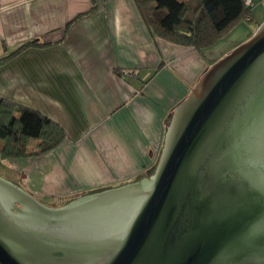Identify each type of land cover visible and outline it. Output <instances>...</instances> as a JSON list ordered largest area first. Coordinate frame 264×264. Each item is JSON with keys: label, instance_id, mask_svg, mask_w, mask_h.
<instances>
[{"label": "water", "instance_id": "obj_1", "mask_svg": "<svg viewBox=\"0 0 264 264\" xmlns=\"http://www.w3.org/2000/svg\"><path fill=\"white\" fill-rule=\"evenodd\" d=\"M166 126L150 175L59 207L0 175V264H264V21Z\"/></svg>", "mask_w": 264, "mask_h": 264}, {"label": "crops", "instance_id": "obj_2", "mask_svg": "<svg viewBox=\"0 0 264 264\" xmlns=\"http://www.w3.org/2000/svg\"><path fill=\"white\" fill-rule=\"evenodd\" d=\"M263 21L264 0H254L246 35L199 50L154 36L135 0H0V57L33 44L0 63V97L67 134L48 152L3 159L18 180L6 178L66 202L150 174L177 104Z\"/></svg>", "mask_w": 264, "mask_h": 264}, {"label": "trees", "instance_id": "obj_3", "mask_svg": "<svg viewBox=\"0 0 264 264\" xmlns=\"http://www.w3.org/2000/svg\"><path fill=\"white\" fill-rule=\"evenodd\" d=\"M150 32L168 41L202 50L229 35L242 20L253 22L246 0H135ZM96 4L92 8L95 9ZM91 11V10H90ZM79 14L78 18L89 13ZM32 43L0 57L6 62ZM124 75V70H117ZM125 76V75H124ZM146 80H144L145 82ZM67 137L65 129L41 111L0 97V157H25L48 152ZM36 140L35 150L30 142ZM151 174V173H150Z\"/></svg>", "mask_w": 264, "mask_h": 264}, {"label": "rangeland", "instance_id": "obj_4", "mask_svg": "<svg viewBox=\"0 0 264 264\" xmlns=\"http://www.w3.org/2000/svg\"><path fill=\"white\" fill-rule=\"evenodd\" d=\"M252 22H249V21H247V20H242V22H240L239 24H238V26H236V28L232 31V33L230 34L229 33V35L228 36H226L225 38H223V40L219 43V45H217L216 47H215V50H218V51H223L224 49H226V48H229L230 47V45H232L235 41H236V39L238 38V37H242V36H244V35H246L248 32H246V31H244L246 28H247V26L249 25V24H251ZM250 36H248V38H249ZM248 38H246V39H248ZM239 39V38H238ZM243 42V41H242ZM233 49V48H232ZM231 49V50H232ZM230 50V51H231ZM228 53V52H227ZM225 55V54H224ZM221 58V57H220ZM35 146V144H34V141L32 140L31 142H30V147H34ZM2 160L3 159H1V157H0V175L2 176V177H4V178H6V177H12L13 179H15V180H18V178H17V176L15 175V176H12L11 175V171L8 169L9 168V166H7V165H5V163H3L2 162ZM150 173H152V172H150ZM150 175V174H149ZM34 195V194H33ZM41 203H43V204H45V205H47V206H49V207H59V206H62V205H64L65 203H67L69 200H67L66 202L64 201V198H62V197H59V196H43V195H34Z\"/></svg>", "mask_w": 264, "mask_h": 264}, {"label": "built area", "instance_id": "obj_5", "mask_svg": "<svg viewBox=\"0 0 264 264\" xmlns=\"http://www.w3.org/2000/svg\"><path fill=\"white\" fill-rule=\"evenodd\" d=\"M247 4H252V0H246ZM128 73V71L125 72V74Z\"/></svg>", "mask_w": 264, "mask_h": 264}]
</instances>
